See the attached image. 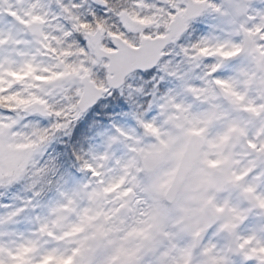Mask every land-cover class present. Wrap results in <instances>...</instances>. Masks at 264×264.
<instances>
[{
    "label": "snow or ice",
    "instance_id": "1",
    "mask_svg": "<svg viewBox=\"0 0 264 264\" xmlns=\"http://www.w3.org/2000/svg\"><path fill=\"white\" fill-rule=\"evenodd\" d=\"M0 18V264H264V128L247 161L228 150L264 124V0H0ZM194 153L227 173L210 204L189 200Z\"/></svg>",
    "mask_w": 264,
    "mask_h": 264
},
{
    "label": "rangeland",
    "instance_id": "2",
    "mask_svg": "<svg viewBox=\"0 0 264 264\" xmlns=\"http://www.w3.org/2000/svg\"><path fill=\"white\" fill-rule=\"evenodd\" d=\"M6 19V18H0ZM3 26V25H0ZM257 99L264 100V91H257ZM249 103V108H251V101ZM258 128H264V124L257 125L251 120L244 121V131L239 132L238 134L231 136L230 144H228V150L230 153L229 163L232 167L238 166L241 162H244V159L247 157L246 151H244L243 147L241 146L242 135L250 134L251 132L255 131L256 135H259ZM221 150H223V146H220ZM209 152H214V149L210 148ZM244 158V159H243ZM220 161H217L219 164ZM216 167V166H212ZM252 166L247 168V171L251 170ZM260 177H255L253 180V190L249 191L247 189L242 190L241 198H237L233 200V203L236 205L235 208H228L227 203H225V208L228 210V214L231 215L236 213L238 218H242L243 214L239 213V206L243 201H247L253 207L258 206V196L255 194V187L260 186ZM188 191H189V200L191 202H196L199 200H204L207 198V203H212V200L215 199V195L208 196L209 192H214L216 195L223 192L225 187L228 184L227 180V173L223 170H217L215 175L211 177H205L204 172L196 167L192 175L188 178ZM235 188V185L232 186ZM246 194V198H243L242 195ZM250 210V209H249ZM216 216L219 217L221 213L224 212V209H215ZM261 221H256L253 219L252 223H260ZM143 236L142 234L133 233L132 235L128 236L122 244L125 246L126 249L130 251H138L140 247L143 245ZM189 259L191 258V251L189 249ZM49 264H54L53 261H49Z\"/></svg>",
    "mask_w": 264,
    "mask_h": 264
},
{
    "label": "water",
    "instance_id": "3",
    "mask_svg": "<svg viewBox=\"0 0 264 264\" xmlns=\"http://www.w3.org/2000/svg\"><path fill=\"white\" fill-rule=\"evenodd\" d=\"M196 160H197V154L194 153L192 159L188 163V166L186 168V173H185V179L187 180L189 176L193 173L194 169L196 168ZM210 204V203H209Z\"/></svg>",
    "mask_w": 264,
    "mask_h": 264
},
{
    "label": "flooded vegetation",
    "instance_id": "4",
    "mask_svg": "<svg viewBox=\"0 0 264 264\" xmlns=\"http://www.w3.org/2000/svg\"><path fill=\"white\" fill-rule=\"evenodd\" d=\"M245 196H246V194H243V195H242L243 198H246Z\"/></svg>",
    "mask_w": 264,
    "mask_h": 264
}]
</instances>
